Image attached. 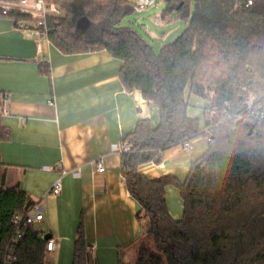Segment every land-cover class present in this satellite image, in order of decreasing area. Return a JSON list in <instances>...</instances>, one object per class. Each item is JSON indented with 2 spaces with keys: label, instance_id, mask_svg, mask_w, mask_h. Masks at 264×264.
Listing matches in <instances>:
<instances>
[{
  "label": "trees",
  "instance_id": "obj_1",
  "mask_svg": "<svg viewBox=\"0 0 264 264\" xmlns=\"http://www.w3.org/2000/svg\"><path fill=\"white\" fill-rule=\"evenodd\" d=\"M51 1L64 16L48 20L49 41L66 55L108 52L121 61L126 90L140 92L160 112L158 127L139 119L124 138L131 152L122 154L121 173L142 207L139 217L150 221L134 264H264V0H163L162 19L177 12L187 28L159 57L137 32L120 26L135 12L133 1ZM84 17L91 22L85 32L77 28ZM5 95L0 93V143L7 139ZM192 95L209 103L203 125L188 116ZM199 137L211 139L209 149L191 163L184 183L174 175L140 173L142 165H160L169 148ZM170 185L184 203L180 221L168 209ZM31 206L23 192L0 189V240L13 235L12 217ZM44 237L26 229L15 264H46ZM86 247L80 234L73 264H84Z\"/></svg>",
  "mask_w": 264,
  "mask_h": 264
},
{
  "label": "crops",
  "instance_id": "obj_2",
  "mask_svg": "<svg viewBox=\"0 0 264 264\" xmlns=\"http://www.w3.org/2000/svg\"><path fill=\"white\" fill-rule=\"evenodd\" d=\"M120 67L106 51L66 55L35 30L0 18V93L8 96L0 189H17L39 206L44 220L38 224L46 229L40 233L56 242L46 256L57 264H73L80 234L87 245L84 264H134L150 228L127 190L119 150L125 130L151 120L155 111L140 92L126 90ZM190 103L198 110L208 104L195 96ZM207 143L199 137L189 152L175 145L160 165L139 171L151 178L173 175L168 165L183 164L189 153L191 162L202 158ZM59 178L62 193L54 196L50 190Z\"/></svg>",
  "mask_w": 264,
  "mask_h": 264
},
{
  "label": "rangeland",
  "instance_id": "obj_3",
  "mask_svg": "<svg viewBox=\"0 0 264 264\" xmlns=\"http://www.w3.org/2000/svg\"><path fill=\"white\" fill-rule=\"evenodd\" d=\"M190 4H191V8L193 9V2H191ZM165 10H167L166 3L163 0H157V2L153 6L145 8L141 11L135 10V12L124 17L120 23V26L130 28L135 32H137L140 36H142L146 40L148 45L153 49L156 56L159 57L161 50L167 45L172 44L187 28V23L185 22V20L179 17L177 12H173L171 14L170 20L164 21L162 19V14ZM213 89L214 88L206 92L207 93L206 97H208V99L214 97L215 92ZM190 97L188 98L189 100L188 114H192V116L196 117V119L197 118L200 119L201 125H203L205 113L209 109V103L208 101L204 100L208 104H205L206 107L203 110H198V108L194 107L190 103ZM153 108L155 111V115L153 114V116L151 117V123L152 126L156 128L159 126L161 122V116L158 108H156L154 105ZM133 130H134V126L128 127L125 130V136L129 135L131 132H133ZM205 141L209 143L208 139L206 138ZM129 152H131V150L125 153H129ZM189 154L187 157H184L183 164L179 165L177 163L172 166L168 165V167L174 171L173 175L181 183H184L186 181L191 168L192 162ZM123 178L124 181L126 182L124 176ZM166 199H167L168 209L170 208L169 211H171L170 214H172L173 218L177 221L182 220L184 215V203L179 189L174 185L168 186L166 189ZM34 230L36 232H46V229L39 224H35ZM136 254L138 255V247ZM137 255H136V259H137ZM45 262L46 264H57L56 258L50 257L49 255L46 256ZM70 264H72V261Z\"/></svg>",
  "mask_w": 264,
  "mask_h": 264
},
{
  "label": "built area",
  "instance_id": "obj_4",
  "mask_svg": "<svg viewBox=\"0 0 264 264\" xmlns=\"http://www.w3.org/2000/svg\"><path fill=\"white\" fill-rule=\"evenodd\" d=\"M156 0H136L135 10L141 11L145 8L153 6ZM64 12L51 0H17L13 2H5L0 0V17L5 16H25L31 19L30 21H16V25L20 29L30 30L33 29L37 32L38 36L45 38L49 41V27L48 20L52 17H63ZM6 101L8 96L3 97ZM264 119V115L261 116ZM211 142V139H208ZM182 147L185 151L192 149L191 142H184ZM131 149L130 145L123 143L120 148V153L128 152ZM98 172L103 173L105 168L102 161L97 163ZM65 174V172H63ZM50 193L54 196H60L62 193V178L57 179ZM44 220V214L38 205H32L25 211L17 213L12 217L11 223L15 231L10 238L0 240V264H15V253L19 241L23 237V233L28 228H34ZM56 249V242L50 239L46 245V253H51Z\"/></svg>",
  "mask_w": 264,
  "mask_h": 264
},
{
  "label": "water",
  "instance_id": "obj_5",
  "mask_svg": "<svg viewBox=\"0 0 264 264\" xmlns=\"http://www.w3.org/2000/svg\"><path fill=\"white\" fill-rule=\"evenodd\" d=\"M91 26V22L87 19V18H81L78 22H77V28L81 31H87ZM52 238L51 235H46L44 237L45 241H49Z\"/></svg>",
  "mask_w": 264,
  "mask_h": 264
}]
</instances>
